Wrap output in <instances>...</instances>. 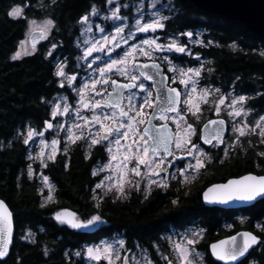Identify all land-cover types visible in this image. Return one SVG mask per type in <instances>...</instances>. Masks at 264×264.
I'll return each instance as SVG.
<instances>
[{
    "label": "trees",
    "instance_id": "16d2710c",
    "mask_svg": "<svg viewBox=\"0 0 264 264\" xmlns=\"http://www.w3.org/2000/svg\"><path fill=\"white\" fill-rule=\"evenodd\" d=\"M94 1L98 0H66L61 6L75 20ZM25 2L34 0H0V198L9 205L15 223L11 252L0 264H81L74 251L85 242L117 235L121 227L131 240L151 246L168 223L182 226L197 221L207 229L203 243L207 264H220L210 255L208 245L230 233L223 222L233 215L205 206L202 191L230 177L249 172L264 174V143L254 140L250 144L246 138L243 151L211 163L200 181L186 188H173L171 195L178 197L175 204L166 205L165 197L157 194L144 200L136 196V200L120 205L112 193L100 197L94 191L98 178L93 166L98 158H104L102 150L86 151L85 145L78 142L47 166L55 188L51 199L44 201L39 182L27 175L28 148L17 133L27 122L43 124L49 115L50 98L61 87L54 77L51 59L40 54L11 58L24 37L27 19L8 13L14 3ZM169 2L164 32L200 31L206 42L194 50L193 56L204 58L209 81L225 90L234 85L250 93V107L264 112V39L248 32L242 24L203 11L188 0ZM44 10V14L52 15L50 0H45ZM193 56L186 60L192 62ZM64 208L73 210L81 220L99 215L100 227L84 233L62 224L53 215ZM248 214L251 229L254 220H260L264 228V199L251 206ZM254 231L263 238L257 264H264V230ZM67 249L71 251L69 260Z\"/></svg>",
    "mask_w": 264,
    "mask_h": 264
},
{
    "label": "rangeland",
    "instance_id": "374dc122",
    "mask_svg": "<svg viewBox=\"0 0 264 264\" xmlns=\"http://www.w3.org/2000/svg\"><path fill=\"white\" fill-rule=\"evenodd\" d=\"M114 2L116 5L113 4ZM169 3V0H112L111 3H109L108 0L104 7L96 8L98 9L96 14H92V9L87 13L86 23L84 22L80 25V34L76 36L74 41L76 46L74 54L64 58L61 56H56L54 59L56 64V72L58 68H62L65 75L58 76L57 78V84L61 87V90L50 98V103L52 102V104H50L49 115L42 125H33L27 122L21 129H19L17 133L23 142L28 137L29 130H34V133H36L31 139L28 140V143L25 144L28 148V164L26 171L28 176L35 178L39 182L44 201L50 200L49 196L52 197L55 188L53 179L46 170L47 166L51 162L56 161L59 156L66 155L70 148L78 142L85 145L86 151H90L92 147L95 148L100 145L104 146L102 151L103 153L101 154L104 158H100L94 167V172L98 178L96 184L94 185L95 194L102 197L104 194L106 195L112 193L116 198L121 194V192L117 190L115 180L117 175H124V173H117L116 165L123 160L125 149L120 148L119 153H117V145L114 142L109 143V141H114V137H109V141L101 140L99 143L94 145L91 143L93 139H99V136H97L96 133L100 130V126L92 122L91 118L94 112L97 115H102L103 113L110 114L112 110L105 108L102 111L101 109L93 110L90 107L84 108L80 103V90L83 85L87 83L89 84V89L85 90L86 98L92 102L95 100L103 101L106 98L108 91L112 89L111 80H114L115 77H120L122 81L126 83L132 82L127 77L120 75L116 68H113V70L107 73L104 77H101L98 70L105 67L106 63H110L112 60L123 58L125 53L131 51L134 46L137 50L133 52L132 57L128 58V64L117 65V67H127L131 74L139 75V73L135 71L136 61H158L164 65L166 69H169L170 66H174L176 71L168 70L172 76L171 81L174 82H180L182 78H187L181 77V70L187 72V69L191 68L194 70H199L200 72L199 76L195 75V72L187 74L188 76H191L192 80L196 81L197 91L195 94H193V99L195 103L199 104V111H196L195 115H193L195 109L189 111V106L185 104L184 109L186 111L188 110L190 114L181 111L180 115L183 117L182 121L177 118V121L173 122L171 117L175 115H168L170 118L167 120L173 122L176 126V131L182 135L187 126L189 124L192 125V134L188 137L189 143L185 144L180 150H177L175 147V153L179 152V154L176 156L179 158L184 156L185 158L183 162L184 165L181 168L182 172L185 171L188 173L194 170L193 168H189L188 165H195L196 158H199L203 162L204 166L208 160L205 150L201 149L199 142L194 141V139L197 133L198 123H203V121L208 119L210 115L225 116L230 123V136L225 143L227 151L238 146H243L244 140L246 138L250 144H254V140H257L258 143H262V137L259 135L260 129L257 128L254 132L251 131V129L255 127V124L260 119V117H264V112L261 114L254 113V111L248 106V95L238 94L236 90L232 89L225 91L220 87H210L207 84H201V79L203 76L202 70L203 67H206V62L202 55L195 54L193 56V52L189 53V48L191 45L189 42L194 41L193 37H195L196 40H202L200 37L201 33H199L198 36H195V34L192 32L193 35L188 37L187 35H182L181 33L168 34L164 32V28L156 29L154 32L151 30L148 32L137 31V20H139L141 24H145L150 23L152 20L166 17ZM16 7H19L21 12L15 18H27V28L24 37L21 40L24 41V43L21 44L20 41L16 50L11 55L12 58L15 53L20 52L21 54L17 59H21L26 56L34 55L37 51V45L35 44V47L33 48V42L30 39L32 33L46 29L45 37L42 40H48L51 36L53 24L46 25L45 21L51 20L50 17L45 16L40 18L35 13L39 10L45 11V0H34V2H25L22 4L14 3L10 11ZM117 7L119 8L118 14L122 19L113 20L110 17L112 11ZM31 8V14L27 13V10ZM30 21H34L35 23H30ZM165 21L166 19H162L161 23L165 24ZM117 27L123 28V32L117 34ZM100 29H103V31ZM104 37L109 38L107 43L105 42ZM112 37H115V40H113ZM147 39H155L157 43L161 45H168L175 41L184 46L186 50L185 52H176L175 50L169 51L167 48H165L161 51H154L148 45L142 43L143 40ZM117 44L119 46H117ZM93 45H96L102 50L94 51L91 55H86L87 50ZM139 48H143L146 51L151 52V59L148 56L143 55L139 51ZM192 56V62L186 60ZM169 61L171 64H169ZM69 78H73L71 79V82ZM94 79L109 80L108 85H104L103 83L96 85V91L102 93L100 96H97L95 92L90 90L91 81ZM141 80L145 84V89L152 93L150 86L145 80H143L142 77L135 83L139 84ZM181 86L185 93L191 92V82L187 88L183 84H181ZM205 90H207L208 93L205 97L206 102L199 99V96ZM131 91L136 93L137 97L146 94V92L141 91L138 87ZM152 96L154 97L153 93ZM240 96L246 97V100L243 103L233 104V101L238 100ZM185 99H187V96ZM221 100L223 102H221ZM127 103V100H125L124 105L126 106ZM57 105H59V110L57 115L53 117L52 113L54 110H56ZM65 105L68 107L67 112H64ZM241 109L242 112L240 116L234 115L236 110ZM145 111L150 112L151 109L146 108ZM230 113L232 114L230 115ZM167 121L161 122L165 123ZM49 123L52 125L51 128L47 127V124ZM106 123H108V121H106ZM177 123H179V127H177ZM244 125H247V128L245 129L246 134L240 136L239 132L235 131L234 129H239ZM144 126L145 125L139 126L140 131L143 130ZM70 134H73L72 140L69 139ZM76 136H80L81 138L75 139ZM54 140L57 141L56 144H53ZM130 142L131 141H129V143ZM124 143L125 141L121 140V144L123 145ZM192 144H195L197 147L196 149H193V155H188L187 149L190 148ZM109 147L112 148L111 154L107 151V148ZM111 155H116L117 160H111ZM157 159L159 158L157 157ZM168 162L169 161L164 160L162 167L168 168ZM109 163L111 164V168L104 167ZM135 166L136 161L134 159L131 162H128L127 169L124 170V172H126V179L123 183V189L126 186H132L134 189H141L142 186H144L143 188L148 189L154 184H157L163 180V176H160V172L158 176L147 174V169L144 165H140L141 175L135 176V174L130 171V169ZM30 169L31 175H29ZM153 170L156 169L154 168ZM44 177L48 178L47 182H45ZM106 177H112V179L109 180L106 179ZM151 181H156V183H151ZM101 182H103V186L97 188V184H100ZM137 184L139 187L136 186ZM95 224H93V226ZM194 233H199V236L194 237ZM186 237L195 238L197 241L195 245L192 246L194 249L192 254L194 264H204L203 250L198 248V245L202 239V232L201 230L197 229H190L180 234L175 233L172 236V240L169 242V247L167 249H156L158 251L156 252L160 256L162 255L163 264H169V261H171V264H178L179 254L175 251L174 246L176 243L182 242ZM121 241L122 240L117 235L102 237L95 242H85L80 249L74 251V254L78 252L80 253V255L77 256L82 261L81 264H107V262L104 260L99 262L91 261L87 258L85 253L87 247H103L105 244H110L120 256L119 260H115V264H122L121 249L124 247V242L123 246H121ZM196 252H198L202 257V262L200 258L195 256ZM148 253V250H144V248L140 246L133 253L131 257V263L147 264V261H151V264H157L152 258H150ZM252 264H255V262L253 261Z\"/></svg>",
    "mask_w": 264,
    "mask_h": 264
},
{
    "label": "snow or ice",
    "instance_id": "6c2138e0",
    "mask_svg": "<svg viewBox=\"0 0 264 264\" xmlns=\"http://www.w3.org/2000/svg\"><path fill=\"white\" fill-rule=\"evenodd\" d=\"M112 0H109L111 3ZM21 9L19 7L13 8L8 14L12 17H16L20 14ZM97 10L95 7L92 8V14H96ZM119 8L117 7L112 11L111 19L118 20L122 19L119 16ZM162 19H167V17H161L159 19L152 20L150 23L141 24L139 20L136 21L137 31L140 32H148L156 31V29L164 28V24L161 23ZM82 20H87V16L82 17ZM30 23H35L34 21H30ZM46 25H52L53 22L51 20L45 21ZM103 31V29H100ZM123 32V28L117 27L116 33L120 34ZM46 29L41 31L39 37L33 38V48L35 47V39H43L45 37ZM183 35H187L191 37L193 35L192 32L184 33ZM108 37H104L105 42L107 43ZM115 40V37H112ZM126 42V41H125ZM24 41H21L23 44ZM143 44L148 45L154 51H161L167 48V50L176 52H185V47L180 45L179 43L173 41L168 45H161L157 43L155 39H147L142 41ZM117 46H119L117 44ZM55 47V45H53ZM234 47V45H233ZM102 49L98 48L96 45H93L91 48L87 50L86 55H91L94 51H100ZM136 47L131 51L125 53L124 57L118 60H112L110 63H106L105 67L100 68L98 71L100 72L101 77L106 76L107 73L111 72L113 68H116L117 72L127 77L132 83L127 84H119L116 80H111L112 91L107 93L106 98L101 100H95L92 102L85 96V90L89 89V84H84L80 90V103L84 108L95 109H111V113H103L102 115L93 114L92 122L94 124H98L100 126V130L96 133L99 136V139H93L91 143L97 144L101 140L109 141V137H114V141H109V143L114 142L117 145V153H119L120 148L125 149V154L123 156V160L120 161L116 165L117 173H124V175H117L115 184L117 186V190L119 192H123V183L126 179V172L128 162H131L133 159L136 161V166L131 168L130 171L135 174V176H140V165H144L147 169V174L158 176L160 171H163L162 165L164 164L163 159H157L158 155L163 149V155L170 156L173 153L170 150V144L175 143V147L177 150L183 148L185 144L189 143L188 137L192 134V125L189 124L187 128L184 130L183 135L179 132L173 134L169 131L168 124L163 123L158 128L153 125V120L159 119L161 121L169 120L168 113H175V116L171 117L173 122L179 120H183V117L180 115L179 110L177 109V105L181 102L180 96L181 93L176 88L167 87L165 80L166 78L163 76L160 71V65L155 63L154 61L151 64H143L135 67V71L139 73V75L131 74L128 71L127 67H117V65H127L128 58L133 56V52L136 51ZM139 51L148 56L151 59V52L146 51L143 48H139ZM20 52H17L13 55L12 59H17L20 56ZM264 54V53H262ZM167 59V58H165ZM169 64L171 62L169 61ZM152 69V72L147 71V69ZM169 71H176L174 66H170ZM195 72V75L199 76V70L187 69V72L181 70V77H187L186 79L182 78L180 83L187 86L191 82L192 88L191 92H186L185 95L187 99L183 102L189 106V111L193 112L195 115L196 111H199V104L194 102L193 94L196 93V81L192 80L191 76H188V73ZM57 76H63L65 73L62 68H58L56 72ZM155 76H160V87L156 92L155 98H153L152 93L145 89V84L141 80L139 84L135 83L143 77V80H154ZM70 82L71 79L69 78ZM103 83L104 85L109 84L108 79L103 80H92L90 90L95 92L97 96L102 95L101 92L96 91V85ZM139 88L141 91L146 92L145 95L137 97L136 93L132 92L133 88ZM123 89H127L128 95L125 96ZM219 91V90H217ZM207 90L203 91L199 96L200 100H205L207 96ZM127 100V105H124V101ZM246 100V97L240 96L238 100H234L233 104L243 103ZM221 102H223L221 100ZM151 109V112H146L145 109ZM59 110V105L56 106V110L53 111L52 115L55 117ZM68 107L65 105L64 112H67ZM242 112L241 110H236L234 115L240 116ZM232 113H230L231 115ZM108 121V123H106ZM47 123V122H46ZM87 123V120H86ZM210 124H223V121H209ZM145 125L143 130L140 131L139 126ZM47 127L51 128L52 125L49 123ZM177 127H179V123H177ZM207 128V126H206ZM247 125L239 129H234L239 132L240 136L246 134L245 129ZM260 129L259 135L262 137V143H264V117H260V119L256 122L255 127L251 129V131H255L256 129ZM36 134L34 130H29L28 137L24 140V143L27 144L28 140L32 138V136ZM80 136H76L75 139H80ZM205 142H209L207 137H202ZM215 139L219 140L220 138V130L217 129L215 133ZM69 139H73V134L69 135ZM121 140H124L125 143L122 145ZM129 141H131L129 143ZM74 142V141H73ZM57 141H53V144H56ZM196 145L192 144L190 148L187 149L188 155H193V149H196ZM107 151L111 154L112 148H107ZM199 151V150H198ZM225 155L227 156V150L225 151ZM264 155V153H261ZM111 160H117L116 155H111ZM204 166L203 162L196 158V164H189V168H193L194 170H198ZM106 168H111V164L105 165ZM156 170H153V169ZM95 174V173H94ZM29 175H31V169L29 171ZM47 177H44L45 182H47ZM106 179L111 180L112 177H106ZM151 183H156V181H151ZM103 186V182L97 184V188ZM139 187V185H136ZM160 186L167 187L166 184H162ZM111 190V189H109ZM258 196H264V175H243L239 178L229 179L226 183L222 184H214L211 187H208L206 191L203 193V198L206 202H218L222 204H227L233 200L240 201H253ZM95 198V197H94ZM51 199V196H49ZM175 204L176 201H173ZM57 221L61 223H66L69 227L73 229L87 228L90 225L98 223L101 221V217L99 215H92L90 218L86 220L78 219L74 213L71 212H59L56 214ZM264 230V228H262ZM238 236L243 237L242 240H237V236L229 237L227 240H220L217 243H213L210 245L212 255L216 257L218 260L223 261H235L238 257L243 256L247 250L257 242V237L254 236L250 232H242L238 233ZM194 237H198L199 233H194ZM12 237V217L10 211L7 209L5 203L0 201V258L4 257L7 253L8 245L11 242ZM27 238V237H25ZM195 238H185L182 242L175 244V251L178 255V264H194V260L192 258L193 247L196 243ZM121 246H123V241L120 242ZM86 256L91 261H101L104 260L107 264H115V260H119V253L115 251L112 245L105 244L103 247L94 246L87 247ZM76 255H80V253H76ZM195 256L200 258L202 262V257L198 252L195 253ZM147 264H151V261H147ZM171 264V261H169Z\"/></svg>",
    "mask_w": 264,
    "mask_h": 264
},
{
    "label": "flooded vegetation",
    "instance_id": "af4514ba",
    "mask_svg": "<svg viewBox=\"0 0 264 264\" xmlns=\"http://www.w3.org/2000/svg\"><path fill=\"white\" fill-rule=\"evenodd\" d=\"M65 1L66 0H50V4L54 7V11H53L52 15L44 14L45 12L41 11V10H39L38 13H36L37 16L40 18H43L45 16L50 17V19L53 22V27H52V32H51L50 38L48 40L40 39L37 43H35L37 45V51L35 54H40V55L44 56L45 58L51 59L50 63L53 66L54 77L56 78V82H58V79H57L58 76L56 75V64H55L54 59L56 58V56H61L64 58L67 56H72L74 54L75 48H76L74 41H75L76 36L78 34H80V28L79 27L84 22L86 23L85 20H82V17L87 16V13L93 7H95V8L104 7L108 0H100V1L98 0V1L92 2L89 5L88 9H86V7H85L80 13H78L77 18L75 20L73 19L74 16L68 17V14L66 12L67 10L64 11L65 8H62L61 5H63L65 3ZM113 4L116 5L115 2ZM28 10H27V13H28ZM96 10L98 12V9H96ZM23 18H25V17H23ZM97 18H99V17H97ZM100 20H102V19H100ZM40 31H42V30H40ZM185 32H193L195 34V36H198L199 33H201L200 31H197V30H187V31L181 32V34L183 35ZM200 37L202 38V40H196L195 37H193L194 41L189 42V43H191L190 48H189V51H190L189 53L194 52V50L198 46H202L203 43L206 42V39H204V35L202 33H201ZM53 45H55V47H53ZM162 66L164 67V72L166 74H168V76H169V85L172 87H175V86L178 87L182 93L179 112L184 111L187 114H190L188 112V110L186 111L184 109L185 103L183 101L185 100L186 95H185V92L181 86V83L179 81H175V82L171 81V79H172L171 73L168 71V69H166V67L164 65H162ZM208 70H209V67H207V66L203 67V70H202L203 76L201 79V84H207L210 87H214V86L220 87L218 85V83L209 81L208 76H206V72H208ZM114 80L122 81V79L120 77H115ZM146 83L150 86L151 91L154 95L153 98H155L153 83H149L147 81H146ZM220 88L222 90H225L222 87H220ZM229 89L236 90L238 92V94L248 95V97H249L248 106L250 107L249 101L252 98L250 93L244 92L243 90H240V89L234 87V85L229 87ZM111 90H109L108 93ZM226 90H228V89H226ZM128 91L125 93V96L128 95ZM50 104H52V102ZM250 108L256 114H261L263 112V111L261 112V110L258 109L257 107H250ZM167 115L172 116V115H175V113H168ZM214 117H224L226 119L225 116L210 115V117H208V119L203 121V123L206 122L207 120L211 119V118H214ZM227 122H228V120H227ZM165 123L169 124L172 127V131H174V133L177 132L176 126L174 125L173 122L167 121ZM203 123H201V124L198 123L197 133L195 135L194 141L199 142L201 149L205 150V153L207 154L208 160H207L205 166H203L202 168H199L198 170H192L191 172H188V173H186L185 171L182 172L181 168L184 165L183 162H184L185 158H184V156H181V158L176 156L177 154H179V152L175 153V146H174V142H173V145H172V153L173 154L165 157L162 153V155L160 157H158L159 159L169 161L168 166H167L168 168L162 167L164 170L160 171V176H163V180L161 182H158L157 184H154L153 186H151V188H148V189L143 188L144 186H142L141 189H134V188H132V186H126L123 189V192L117 197L118 203L120 205H122L124 203L132 202L133 200H136L135 199L136 196H141V198L144 200V199H148V198L153 197V195L159 194V195L165 197V201L168 203V204L166 203V205H169L170 203H173V201L178 200V197L171 195V191L173 190V188H176V187L177 188H183V187L186 188V186L194 185L196 182H198L202 179L203 173L207 170V167L211 163H215V161L220 162V161L228 160L236 152H240V151L244 150L243 146H238L236 148H233V149L227 151V156L225 155V151H226L225 143H226L228 137L230 136V123L229 122H228L229 133H228V136L225 138L224 143L222 145H217V141H214L211 145L205 144L202 141V132H201V128H202ZM154 124L155 125H161L163 123L161 122V120L156 119V120H154ZM103 148H104V146L100 145V146H97L95 148L92 147L91 150L99 149V150L103 151ZM99 159L100 158H98V160ZM95 166L96 165H94L93 168ZM162 184H166L167 187L160 186ZM202 202H203V198H202ZM255 204H253V205H255ZM253 205H251V206H253ZM251 206L243 207V208H229V209L222 208L219 206H212L210 208H218V209L225 210L227 212L230 211L232 213L233 218L231 220L223 222V224L225 223L224 227H226V229H228V231H230V233L227 235H231V234H234L240 230H251L253 232H255L254 230L261 231L262 224H261L260 220H254L253 221L252 227L254 230L251 229V227H249L250 226V215L248 214V209ZM190 229L201 230L202 239L198 245V248L203 250V243H204V239L206 236L207 229H206V226L201 224V222H199V221L195 222L194 224L182 225V226L168 223L167 226L160 231L158 238H155L152 240L151 246L147 245V244H142L137 239L131 240L129 238L127 232L125 231V229H123L121 227V229L117 233V236H119V238L124 242V247L121 249L122 260H123V257L125 255H128L130 258V261H131V257L133 255V253L141 246L142 248H144V250L149 251L148 254H149L150 258H152L157 264H163L162 255L160 256L157 253L158 251L156 249L157 248H159L160 250L167 249L169 247V242L172 240V236L175 233L180 234V233H183V232L190 230ZM91 233H93V232H91ZM227 235H225V236H227ZM257 235H259V234H257ZM225 236H222V237H225ZM259 236L262 238L261 235H259ZM219 238H221V237H219ZM219 238H217V239H219ZM217 239H214L212 241H215ZM262 243H263V240L260 242V244L256 248H254L252 250V252L249 254V256L247 258H245L243 261H241L239 264H252L253 261L255 262V264H257L258 263L257 255H258V253L261 252ZM208 251H209V248H208ZM69 253H71V251L69 249H67L65 255L68 257V260L70 259V256H71V254H69ZM203 253H204V264H207V260H206L207 252L205 250H203Z\"/></svg>",
    "mask_w": 264,
    "mask_h": 264
},
{
    "label": "water",
    "instance_id": "95a60500",
    "mask_svg": "<svg viewBox=\"0 0 264 264\" xmlns=\"http://www.w3.org/2000/svg\"><path fill=\"white\" fill-rule=\"evenodd\" d=\"M188 1L203 11H206V12L211 13V14H216V15L225 17L226 19H228L230 21L242 24L248 32H250L254 35H257L258 37L264 39V0H188ZM40 34H41L40 30L33 32L31 37H30L31 41L33 42V38L39 37ZM39 40H40L39 38L35 39V43H37ZM152 62L153 61H136L135 65L136 66L143 65L145 63L151 64ZM154 62L160 65V71L162 72L163 76L166 78L165 83H166L167 87L176 88L181 93V91L178 87H176V86L172 87L169 85V76H168V74H166L164 72V67L158 61H154ZM147 71L152 72L153 70L149 68V69H147ZM160 79H161L160 76H155L154 80H146L149 83H153V89L155 92V96H156V92H157L158 88L160 87ZM117 82L119 84H127L126 82H122V81H117ZM129 83H132V82H129ZM133 89H135V88H133ZM123 91H124V93H126L128 90L123 89ZM181 97H182V93L180 96V100H181ZM180 104H181V102L177 105L178 110H179ZM209 121H223V124L222 125L221 124H210ZM152 123H153V125H155L154 120ZM155 126L158 128L160 125H155ZM206 126H207V128H206ZM168 128H169V131L171 133L175 134L174 131H172V127L169 124H168ZM217 129L220 130L219 140L214 138ZM201 132H202V137L208 138L209 142H205V140L202 138V141L205 144L211 145L214 141H217V145H222L224 143L225 138L228 136L229 125H228L227 120L224 117H214V118H211V119H209L203 123L202 128H201ZM172 145H173V143L170 144L171 152H172ZM162 153H163V149H161V152L158 155V157H160L162 155ZM248 174L257 175V176L264 175V174H257V173H253V172H249V173H246L243 175H248ZM243 175H241V176H243ZM239 177L240 176L231 177L229 179H235V178H239ZM229 179H227V180H229ZM227 180L223 181V182H216V183H213V184H210L209 186H207L202 192V198H203L204 191H206L208 187H211L214 184L226 183ZM262 199H264V196H258L253 201L233 200L227 204H222V203H218V202L209 203V202H206L203 198V202L208 207L219 206L222 208L229 209V208L248 207V206H251V205L257 203L258 201H260ZM0 201H3L5 203L7 209L10 211L11 217H12L11 242L8 245L6 255L4 257L0 258V261H1V260H5L11 252V248L13 246L14 237H15V223H14L13 212L10 209L9 205L1 198H0ZM64 211L74 213L75 216L77 217L76 213L71 209L64 208L60 212H64ZM56 214L57 213H55L53 215L54 219H56ZM62 224L67 225L66 223H62ZM100 224H101V222H98L94 226L90 225L87 228H80L77 230H80L84 233L95 232L99 228ZM242 232H250L258 238L257 242L255 244H253L247 250V252H245V254L243 256L238 257L237 260H235V261H223V260H218L216 257H214L212 255V251H211V247H210L211 244L217 243L220 240H227L229 237H232V236H237V240H242L243 237L237 235L238 233H242ZM261 241H262V238L259 235H257L255 232H253L251 230H240L234 234L227 235L225 237H221L215 241L210 242L208 248H209V253L212 256V258L215 261L219 262L220 264H239L241 261H243L245 258H247L249 256V254L252 252V250L254 248H256L260 244ZM122 264H132L128 255H125L123 257Z\"/></svg>",
    "mask_w": 264,
    "mask_h": 264
}]
</instances>
